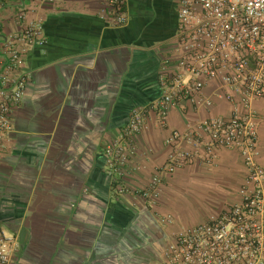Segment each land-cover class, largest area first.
I'll use <instances>...</instances> for the list:
<instances>
[{
  "label": "crops",
  "instance_id": "obj_1",
  "mask_svg": "<svg viewBox=\"0 0 264 264\" xmlns=\"http://www.w3.org/2000/svg\"><path fill=\"white\" fill-rule=\"evenodd\" d=\"M181 2L126 0L128 24L117 27L100 0L0 1V43L19 29L21 13L41 22L46 38L27 56L32 79L0 151V222L18 240L14 264H161L180 232L240 201L248 171L233 149L217 150L212 168L197 162L166 178L156 204L136 193L167 164L171 132L186 136L201 121L232 117L238 94L218 80L203 92L212 107L184 100L167 129L150 112L137 155L121 175L109 173L106 148L134 108L159 98L162 65L179 54ZM254 111L263 118L264 166V99ZM206 142L200 134L181 147L194 152ZM119 184L131 191L121 194ZM169 215L174 221L162 224Z\"/></svg>",
  "mask_w": 264,
  "mask_h": 264
},
{
  "label": "built area",
  "instance_id": "obj_2",
  "mask_svg": "<svg viewBox=\"0 0 264 264\" xmlns=\"http://www.w3.org/2000/svg\"><path fill=\"white\" fill-rule=\"evenodd\" d=\"M7 1V0H0ZM117 27L128 24L126 0H100ZM178 13L179 54L166 60L159 74L161 94L147 106L132 110L119 140L105 151L111 176L137 155L135 138L150 112L163 129L169 125L173 107L184 100L197 107H212L203 95L206 85L220 81L238 94L232 117L211 118L196 124L183 136L171 132L166 143L172 148L167 164L159 168L149 187L137 191L156 204L166 178L197 162L212 168L217 150L238 151L248 171L247 184L239 191L240 201L206 223L184 229L164 252L161 264H264V166L260 163L258 136L263 120L254 103L264 99V0H182ZM19 29L0 43V151L5 137L14 131V116L22 106L32 79L27 56L34 47L46 45L41 22H26L17 16ZM233 101V98H228ZM206 136V144L194 152L183 149V139ZM121 194L131 189L119 184ZM172 216L160 217L171 224ZM19 243L0 222V264H14Z\"/></svg>",
  "mask_w": 264,
  "mask_h": 264
}]
</instances>
